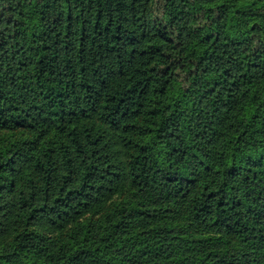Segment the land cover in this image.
Here are the masks:
<instances>
[{
  "label": "trees",
  "instance_id": "trees-1",
  "mask_svg": "<svg viewBox=\"0 0 264 264\" xmlns=\"http://www.w3.org/2000/svg\"><path fill=\"white\" fill-rule=\"evenodd\" d=\"M0 264H264V0H0Z\"/></svg>",
  "mask_w": 264,
  "mask_h": 264
}]
</instances>
